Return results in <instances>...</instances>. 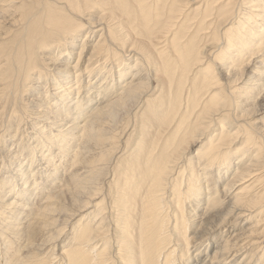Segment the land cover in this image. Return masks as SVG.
I'll return each mask as SVG.
<instances>
[{
	"label": "bare ground",
	"instance_id": "bare-ground-1",
	"mask_svg": "<svg viewBox=\"0 0 264 264\" xmlns=\"http://www.w3.org/2000/svg\"><path fill=\"white\" fill-rule=\"evenodd\" d=\"M261 97L264 0H0V264H264Z\"/></svg>",
	"mask_w": 264,
	"mask_h": 264
},
{
	"label": "rangeland",
	"instance_id": "rangeland-1",
	"mask_svg": "<svg viewBox=\"0 0 264 264\" xmlns=\"http://www.w3.org/2000/svg\"><path fill=\"white\" fill-rule=\"evenodd\" d=\"M227 24V23H226ZM225 24V25H226ZM224 25V26H225ZM227 27L229 26L228 24L226 25ZM100 27H98V28H96V29H94L93 31V33H94V35H92V34H89V36L87 35V38H90L88 41H91V40H93L94 39V37H96L97 36V32L99 31L98 29H99ZM96 32V33H95ZM93 38V39H92ZM94 41V40H93ZM253 57H255V55L253 56ZM74 59V58H73ZM259 60V58H254L253 59V61L255 62V61H258ZM256 67L258 66V64L256 63V65H255ZM263 95V94H262ZM28 97V99L31 97H36V95H33V96H31V95H28V93H26V94H24V98H26V97ZM22 97V98H23ZM23 103V104H22ZM21 104L23 105V106H25V102L22 100V102H21ZM256 111H255V114L256 113H260V112H262L263 110H264V99L261 97V98H259L258 100H257V102H256V109H255ZM125 117L126 116H124V121H125ZM8 122V121H7ZM15 122H16V120H15ZM9 123V122H8ZM11 123V122H10ZM17 123V122H16ZM16 123H11V124H15V127L17 126L16 125ZM7 125V124H6ZM30 124H28L27 123V125L25 126V127H22L23 125L21 124V130L23 129H26V128H28V126H29ZM131 127H128L127 128V132H126V129L125 130H123L122 132H124L123 133V135H122V137H121V135H120V138H122V139H120L119 138V140H120V143H121V145H123V140H125L126 139V135L128 136V134H129V129H130ZM132 129V128H131ZM14 130H15V128L12 130L13 131V133H14ZM20 130V129H19ZM25 131V130H24ZM4 132V131H3ZM127 134H126V133ZM6 133V134H5ZM4 133V135L2 134H0V139H1V141H0V144L1 145H3V143H4V139H6L7 137H8V135L9 134H7V133H10L9 131H7V132H5ZM12 134V133H11ZM2 137V138H1ZM125 137V138H124ZM123 141V142H122ZM124 146V145H123ZM3 147V146H2ZM2 147H1V149H2ZM130 147V146H129ZM129 147H127V148H124V147H122L121 146V148H119L120 150H119V152L117 151V153H119V154H116V157H118L121 153H122V150H123V153H124V151H128L129 150ZM6 148V147H5ZM128 149V150H127ZM83 150H85V149H83ZM2 152H4V150H1L0 151V155H1V153ZM95 152H97V151H95ZM94 152V150L92 151V150H90L89 149V151H85V154H89L90 156L92 155V153H95ZM125 152V153H126ZM122 153V154H123ZM88 154L86 155V157L88 156ZM263 170H264V168H263ZM263 170H259L258 172L256 171V172H254V173H252V175L253 176H257L258 174H260L259 172L261 171V173H264V171ZM263 171V172H262ZM255 173L257 174V175H255ZM251 175V176H252ZM250 176V177H251ZM254 178V177H253ZM252 177L251 178H249V177H247V181H252V179H253ZM251 179V180H250ZM107 180V179H106ZM106 180L103 182L104 184L106 183ZM246 180V179H245ZM261 187V185H258V187ZM256 188V189H258L259 190V188ZM65 197H66V194H65ZM68 197V198H67ZM67 197L64 199V202L65 203H67V204H69V199H70V197L67 195ZM39 203V202H38ZM64 204V203H63ZM69 209H72V208H68L67 210L69 211ZM90 209V208H89ZM263 209H264V207H263ZM71 212H73V209L71 210ZM264 210H262V217L264 218ZM63 213V212H62ZM65 214V216L68 218V215H69V212H67V214L66 213H63V214H61L60 216H59V218L61 219V217H62V219H61V221L60 220H58L57 221V223L58 224H56V225H58L57 226V228H56V226H54L53 228H51L52 229V231H55V230H57V229H62V231L63 232H61L60 233V235H59V237H58V240L56 241L57 242V247L55 246V244L53 243L54 242V240L53 239H50L49 240V235H48V232H40V233H36V234H34L32 237H30V239H32L31 241L33 242V243H35L36 242V244H40V242H42L41 244H42V246L40 247V249H33L32 251H36V254H35V257H37V259L39 258V257H41V255L42 254H47V253H49L50 252V254L52 253V252H54L55 254H58V253H60V248L58 247V244H61L60 242H61V240L62 239H64L67 235L66 234H68L69 233V231H70V228H71V225H72V223L74 222V219L75 218H73V219H67V218H65V217H63V215ZM75 214H78V213H75ZM261 216V215H260ZM75 217H77V216H75ZM57 219H58V217H56ZM252 219H254V218H252ZM63 220H64V222L66 223V224H64V222H63ZM60 221V222H59ZM68 221V222H67ZM263 223H264V221H262ZM262 222L260 223V224H262ZM60 223H62V225H60ZM65 225V226H64ZM59 227V228H58ZM67 229V230H66ZM260 229H261V227H260ZM65 231V232H64ZM42 237V238H41ZM36 238V239H35ZM23 241H24V239H23ZM39 242V243H38ZM47 244V245H46ZM46 245V246H45ZM49 245V246H48ZM37 247H39L38 245H35L33 248H37ZM53 248V249H52ZM56 249H57V252H56ZM38 250V251H37ZM51 250V251H50ZM59 250V251H58ZM34 251V252H35ZM40 251V252H39ZM29 252H31V251H29ZM33 252V253H34ZM40 253V254H39ZM38 254H39V256H38ZM29 255H31V256H34L33 254H30L29 253ZM49 256V255H48ZM45 257H47V255L45 256ZM42 258H44V256H42ZM45 259V258H44ZM49 261V260H48Z\"/></svg>",
	"mask_w": 264,
	"mask_h": 264
}]
</instances>
